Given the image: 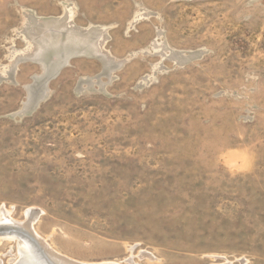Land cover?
Wrapping results in <instances>:
<instances>
[{"label": "rangeland", "instance_id": "obj_1", "mask_svg": "<svg viewBox=\"0 0 264 264\" xmlns=\"http://www.w3.org/2000/svg\"><path fill=\"white\" fill-rule=\"evenodd\" d=\"M60 20L123 64L13 68ZM28 212L81 263L264 264V0H0V219Z\"/></svg>", "mask_w": 264, "mask_h": 264}, {"label": "bare ground", "instance_id": "obj_2", "mask_svg": "<svg viewBox=\"0 0 264 264\" xmlns=\"http://www.w3.org/2000/svg\"><path fill=\"white\" fill-rule=\"evenodd\" d=\"M29 31L27 36L33 42L34 49L30 51L31 53L17 57L13 62V68L17 67L19 61L22 60L23 62L26 58L41 61L42 57L50 51H55L57 54L58 51H63L62 54L56 56L57 61L53 73H56L73 56L80 54L104 56V63L106 67L109 66V71L123 64V62L116 63L106 54H103V49L100 50L98 43L101 35L99 32L87 31L85 33L82 30L74 28L70 21L63 22L60 20L54 23H40L33 25V31ZM27 216L28 220L26 222L11 221L5 217L0 219V226L11 229L6 234L0 235L1 240L13 238L14 236L17 239L20 238L19 243L21 246V255L23 256L21 264H86L74 261L53 251L49 247L50 245L48 246L33 229L32 224L38 216L32 213H29ZM101 264L119 263L107 262Z\"/></svg>", "mask_w": 264, "mask_h": 264}, {"label": "clouds", "instance_id": "obj_3", "mask_svg": "<svg viewBox=\"0 0 264 264\" xmlns=\"http://www.w3.org/2000/svg\"><path fill=\"white\" fill-rule=\"evenodd\" d=\"M218 163L225 166L229 170L243 171L251 164V159L247 149H242L239 153L238 160H232L221 156L218 158Z\"/></svg>", "mask_w": 264, "mask_h": 264}, {"label": "water", "instance_id": "obj_4", "mask_svg": "<svg viewBox=\"0 0 264 264\" xmlns=\"http://www.w3.org/2000/svg\"><path fill=\"white\" fill-rule=\"evenodd\" d=\"M8 231H11V229H7L4 226H0V235L6 234Z\"/></svg>", "mask_w": 264, "mask_h": 264}]
</instances>
